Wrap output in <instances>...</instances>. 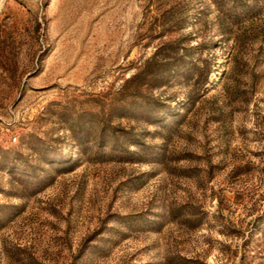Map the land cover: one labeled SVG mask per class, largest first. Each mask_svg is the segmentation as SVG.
Wrapping results in <instances>:
<instances>
[{
    "label": "rangeland",
    "instance_id": "obj_1",
    "mask_svg": "<svg viewBox=\"0 0 264 264\" xmlns=\"http://www.w3.org/2000/svg\"><path fill=\"white\" fill-rule=\"evenodd\" d=\"M0 264H264V0H0Z\"/></svg>",
    "mask_w": 264,
    "mask_h": 264
},
{
    "label": "trees",
    "instance_id": "obj_2",
    "mask_svg": "<svg viewBox=\"0 0 264 264\" xmlns=\"http://www.w3.org/2000/svg\"><path fill=\"white\" fill-rule=\"evenodd\" d=\"M136 77H137V75H136Z\"/></svg>",
    "mask_w": 264,
    "mask_h": 264
}]
</instances>
